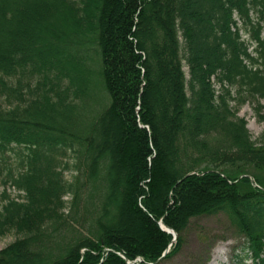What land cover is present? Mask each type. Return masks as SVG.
Instances as JSON below:
<instances>
[{"label":"trees","instance_id":"trees-1","mask_svg":"<svg viewBox=\"0 0 264 264\" xmlns=\"http://www.w3.org/2000/svg\"><path fill=\"white\" fill-rule=\"evenodd\" d=\"M250 100L264 0H0V264H160L212 217L264 264Z\"/></svg>","mask_w":264,"mask_h":264},{"label":"rangeland","instance_id":"rangeland-1","mask_svg":"<svg viewBox=\"0 0 264 264\" xmlns=\"http://www.w3.org/2000/svg\"><path fill=\"white\" fill-rule=\"evenodd\" d=\"M247 40V36H244ZM254 48L251 51L254 53ZM186 73L188 70L184 68ZM216 89L219 87L216 85ZM264 106V101H260ZM256 101L250 100L246 103L239 112V117L247 122V128L253 138L259 144L264 143V108L257 113ZM84 111L86 108L81 107ZM8 162L15 167L17 165L16 156L14 153L8 154ZM64 161L69 163L70 169L65 172L67 181H74V178L79 175V171L75 169L77 164L76 157L73 153H68ZM5 187L2 185V177H0V202ZM8 193L12 197H17L19 193L13 188H7ZM67 207L65 213L71 212L73 196L64 198ZM1 204V203H0ZM65 231V227L61 228ZM18 239L17 234L11 233L6 237L0 238V251L14 243ZM243 241L230 230L227 221L223 217L203 218L195 221L186 235V243L181 252L171 260H164L160 264H251L250 261L241 262L237 256L244 255L241 245ZM240 257V258H241Z\"/></svg>","mask_w":264,"mask_h":264},{"label":"water","instance_id":"water-1","mask_svg":"<svg viewBox=\"0 0 264 264\" xmlns=\"http://www.w3.org/2000/svg\"><path fill=\"white\" fill-rule=\"evenodd\" d=\"M168 232H169V233H171V231H170V230H168ZM173 235H174V237H175V239H176V238H177V235H176V233H173ZM164 257H165V256H163V258H164ZM163 258H161V259L159 260V262H160V261H162V260H163Z\"/></svg>","mask_w":264,"mask_h":264}]
</instances>
